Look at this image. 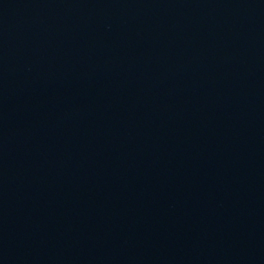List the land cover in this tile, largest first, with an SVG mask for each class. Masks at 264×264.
Wrapping results in <instances>:
<instances>
[{
	"label": "water",
	"instance_id": "95a60500",
	"mask_svg": "<svg viewBox=\"0 0 264 264\" xmlns=\"http://www.w3.org/2000/svg\"><path fill=\"white\" fill-rule=\"evenodd\" d=\"M264 7V0H0V137Z\"/></svg>",
	"mask_w": 264,
	"mask_h": 264
}]
</instances>
